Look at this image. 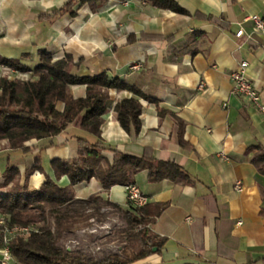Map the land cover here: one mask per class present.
I'll list each match as a JSON object with an SVG mask.
<instances>
[{"label":"crops","instance_id":"obj_1","mask_svg":"<svg viewBox=\"0 0 264 264\" xmlns=\"http://www.w3.org/2000/svg\"><path fill=\"white\" fill-rule=\"evenodd\" d=\"M67 1L0 0V55L20 58L28 53L21 61L32 67L40 49L54 58L70 53L77 75L105 72L155 98L157 102H150L110 89L101 137L128 155L174 161L193 181L150 182L146 170L135 174L134 184L148 203L166 204L149 226L164 243L159 252L129 264H264V175L250 162L248 151L264 144V117L231 93L229 78L239 61H247V75L264 102V31L247 37L252 23L243 20L251 14L264 16V0H175L188 15L141 0H108L95 11L77 3L72 14L40 17ZM240 22L246 35L237 37ZM70 91L74 98L85 96L84 85H71ZM125 97L142 105L137 134L127 133L115 116V104ZM57 107L61 110L63 104ZM77 137L95 140L71 122L51 145L47 139H31L29 149L22 151L0 141V183L6 167L13 166L18 173L8 187L21 185L39 155L44 173L35 170L28 188L38 189L45 175L67 186L68 178L57 180L50 162L75 157ZM103 155L111 161V153ZM73 190L76 198L100 194L123 207L128 202L124 186L104 191L94 178ZM5 191L0 187V195ZM8 264L20 263L11 257Z\"/></svg>","mask_w":264,"mask_h":264},{"label":"trees","instance_id":"obj_2","mask_svg":"<svg viewBox=\"0 0 264 264\" xmlns=\"http://www.w3.org/2000/svg\"><path fill=\"white\" fill-rule=\"evenodd\" d=\"M154 7L188 15V11L175 0H141ZM108 0H69L49 15L40 17L50 20L64 14H72L75 4H87L92 11L105 5ZM129 43L134 37L128 36ZM181 51V50H180ZM183 52V50H182ZM39 62L30 67L21 59L30 55L23 53L20 58L0 56V64L17 72L30 73L26 80L8 79L0 76V141L6 140L7 147L27 151L26 141L52 138L65 130L69 123L89 132L95 137L90 141L77 137V155L69 160L54 159L50 162L55 178L66 176L69 184L58 186L45 175L38 189L28 188V178L35 171L44 173L39 155L33 157L34 164L24 173L21 185L8 187L13 176L18 173L13 166L6 167L0 187H6L0 195V247L6 226L39 223L36 232L27 236L16 235L7 243L11 256L20 264H129L159 252L164 238L156 236L150 229L156 217L166 204L151 202L141 206L123 207L100 194H90L76 198L73 186L91 178L96 179L104 191L113 185L134 184V176L147 171V179L157 182L167 179L183 184L192 179L182 166L171 160H160L153 156H132L107 145L101 137L103 115L107 110L109 90H127L138 98L157 102L138 87L127 84L118 77H110L101 72L94 75H77L73 69L78 65L70 53L54 58L52 53L38 50ZM175 54L179 55V52ZM71 85H84L85 96L74 98ZM58 103L63 104L60 110ZM142 105L137 98L125 97L114 107L120 126L127 132L137 134L140 130ZM178 140L183 144V123L179 120ZM44 147H42L43 150ZM250 162L264 175V144L251 145ZM103 152L112 154L109 161ZM102 209L110 211L101 212ZM105 217L117 214L124 227L122 241L124 247L118 251H104L100 255L85 254L81 250H67L62 241L75 230V225L92 218L95 214Z\"/></svg>","mask_w":264,"mask_h":264},{"label":"built area","instance_id":"obj_3","mask_svg":"<svg viewBox=\"0 0 264 264\" xmlns=\"http://www.w3.org/2000/svg\"><path fill=\"white\" fill-rule=\"evenodd\" d=\"M244 21H250L252 23L250 32L246 35L242 23L238 25V29L235 32V36L242 37L246 35L251 37L252 34H258L264 31V16L258 14L247 15ZM248 62L245 60L239 61L237 66L230 71L229 78L231 81V93L237 95L241 98L246 99L252 106H254L264 117V102L261 99L260 93L255 88L252 81L247 75ZM199 88L202 87V84L198 85ZM126 190L127 200L130 205L136 207L141 206L147 203V197L141 193L138 187L135 184H129L124 186ZM235 190L240 191L241 186L239 182H236L234 185ZM0 224H4V217L0 216ZM36 224L29 225H13L4 227L3 231V245L0 247V264H8V261L11 259V254L9 253L7 243L10 239L16 235L27 236L30 232L37 231ZM69 249V248H68ZM67 249V250H68Z\"/></svg>","mask_w":264,"mask_h":264},{"label":"rangeland","instance_id":"obj_4","mask_svg":"<svg viewBox=\"0 0 264 264\" xmlns=\"http://www.w3.org/2000/svg\"><path fill=\"white\" fill-rule=\"evenodd\" d=\"M120 1L127 4L126 0H117L118 3ZM25 59L26 58L23 60ZM0 76H4L8 79L16 78L26 80L30 77V73L17 72L0 64ZM2 141L5 142L7 147V141L1 140V142ZM124 207H130V205H125ZM106 210L107 209H102L101 212H106ZM33 224H36L37 226L40 225L39 223ZM75 227L74 233L67 236L62 241L63 246L66 247V249L69 248L68 250H81L85 254L98 256L104 251H118L120 247H124L125 245V242L121 239V230L124 225L119 220L117 214H108L105 217H101L97 213L92 218L77 223Z\"/></svg>","mask_w":264,"mask_h":264}]
</instances>
